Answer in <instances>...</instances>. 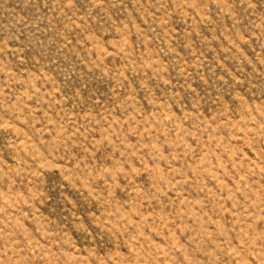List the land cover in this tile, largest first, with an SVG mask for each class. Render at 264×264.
Returning <instances> with one entry per match:
<instances>
[{
    "label": "rangeland",
    "instance_id": "1",
    "mask_svg": "<svg viewBox=\"0 0 264 264\" xmlns=\"http://www.w3.org/2000/svg\"><path fill=\"white\" fill-rule=\"evenodd\" d=\"M0 264H264V0H0Z\"/></svg>",
    "mask_w": 264,
    "mask_h": 264
}]
</instances>
